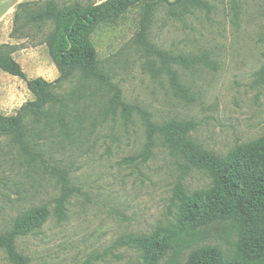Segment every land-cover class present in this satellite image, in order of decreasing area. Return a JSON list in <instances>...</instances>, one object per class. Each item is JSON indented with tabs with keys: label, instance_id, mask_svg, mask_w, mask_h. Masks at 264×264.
<instances>
[{
	"label": "rangeland",
	"instance_id": "374dc122",
	"mask_svg": "<svg viewBox=\"0 0 264 264\" xmlns=\"http://www.w3.org/2000/svg\"><path fill=\"white\" fill-rule=\"evenodd\" d=\"M48 1L0 0V46L28 78L51 81L59 75L46 44L53 22L26 17ZM75 1L105 0H54L58 6ZM203 1L177 15L167 2L147 0L148 42L170 54L207 55L206 62L171 65L185 93L176 91L160 59L137 42L145 1L98 25L90 40L101 70L126 101L158 121L189 122L195 144L225 156L264 133V0ZM58 91L64 105L48 106L28 122L39 158L28 159L0 135V232L11 230L22 212L44 205L48 215L40 230L15 240L27 264H138V249L120 246L117 239L173 226L185 196L209 192L211 177L186 166L160 141L145 162L125 160L144 143L138 115L125 124L118 111L103 114L110 91L77 73ZM32 98L24 80L0 69V113L13 115ZM64 171L76 188L61 218L55 206ZM236 240L229 225L213 223L175 257L182 264L190 250L204 245H218L230 256ZM0 264H13L3 251Z\"/></svg>",
	"mask_w": 264,
	"mask_h": 264
},
{
	"label": "trees",
	"instance_id": "16d2710c",
	"mask_svg": "<svg viewBox=\"0 0 264 264\" xmlns=\"http://www.w3.org/2000/svg\"><path fill=\"white\" fill-rule=\"evenodd\" d=\"M140 1L146 3L137 42L149 54L160 59V66L171 75L176 91L185 93L187 89L178 80L179 76L171 65L189 66L195 62H206L207 55L170 54L148 42L144 31L148 26L152 3L147 0H105L97 4L83 5L75 1L58 6L54 0H49L43 8L27 12L26 17L53 22L46 44L59 75L51 81L41 76L28 78L11 51L0 46V69L24 80L33 95L15 114L0 113V135L8 136L28 159L39 158L41 152L30 144L29 120L42 114L48 106L64 105L58 90L73 74L96 82L111 93L103 107V114L118 111L125 124L133 123L135 115L141 120L143 146L137 154L125 160L145 162L160 141L163 148L184 158L186 166L192 164L211 177L209 192L185 196L173 226L150 234H124L117 239V244L138 249V264H179L175 254L192 246L198 240L200 229L217 223L229 225L236 233L233 254L226 256L218 245H204L190 250L182 264H264V133L253 141L236 146L230 155L223 156L199 147L189 133V122L154 119L151 112L141 105L126 101L120 88L110 82L98 64L97 53L90 40L91 33L101 23L115 20ZM163 1L167 2L156 0L158 3ZM167 3L171 12L177 15L180 10L204 6L203 0H173ZM260 73L264 76V64ZM62 178L55 206V213L61 218L65 217V204L76 188L69 184L67 172L64 171ZM47 215L48 209L44 205L29 208L15 217L11 230L0 232V251L6 253L10 262L27 264L26 257L16 249L15 240L38 232Z\"/></svg>",
	"mask_w": 264,
	"mask_h": 264
}]
</instances>
